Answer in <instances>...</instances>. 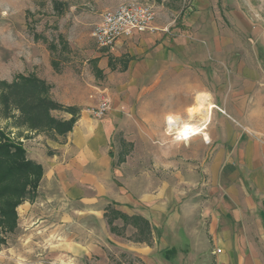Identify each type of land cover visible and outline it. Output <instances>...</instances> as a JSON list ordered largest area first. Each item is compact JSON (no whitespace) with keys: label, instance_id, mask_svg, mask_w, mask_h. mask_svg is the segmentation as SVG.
<instances>
[{"label":"crops","instance_id":"1","mask_svg":"<svg viewBox=\"0 0 264 264\" xmlns=\"http://www.w3.org/2000/svg\"><path fill=\"white\" fill-rule=\"evenodd\" d=\"M193 2L186 29L162 28L122 38L113 53L121 66L115 65V71L149 76V109L156 112L149 119H162L169 112L187 117L198 94L211 95L212 112L207 124L202 123L208 139L203 133L177 149L161 148L162 171H187L189 179L197 171L198 179L190 182L178 175L188 184L179 195L170 193L166 181L142 199L115 192L109 149L115 121L86 114L62 142L46 138L55 155L32 157L44 167L40 189L80 199L92 209L88 217L103 229L108 226L106 209L113 203L117 212L149 223V242H135L131 239L140 237L138 230L115 219L118 234L108 235L113 262L106 240L97 249H87L97 250V264H264V0ZM220 4L233 12L245 6L255 14L235 21L243 33L238 41L253 49L236 67L232 52L215 51L217 44L223 47L231 40L214 19ZM107 67L101 60L103 75ZM202 104L207 107L209 101L200 100ZM173 204L179 205L177 211Z\"/></svg>","mask_w":264,"mask_h":264},{"label":"rangeland","instance_id":"2","mask_svg":"<svg viewBox=\"0 0 264 264\" xmlns=\"http://www.w3.org/2000/svg\"><path fill=\"white\" fill-rule=\"evenodd\" d=\"M185 2L190 3L187 9ZM131 3L154 7V32L162 28L165 31L186 29V19L194 12L193 0H0V80L13 82L21 75L38 76L51 86V96L60 104L79 107L81 114L89 115V119L115 121L109 148L114 158L115 192L123 190L125 195L142 199L149 197V189L154 185L166 181L170 183V193L179 195L188 184L178 175L186 176L191 182L199 178L200 172H192L189 179L187 171H179L180 174L175 168L162 171L161 148L177 149L184 144L171 141L165 132L164 117L149 119L156 115L149 109V76L137 78L133 73L115 71V65L121 67L114 60L116 47L101 49L93 38L105 12ZM220 6L214 12V19L227 31L224 37L231 40L223 47L217 44L215 51L232 52L236 67L242 57L253 55V49L238 41L243 33L235 21L251 19L255 14L245 6L236 12L231 6ZM103 59L109 64L107 75L99 68ZM104 101H109L110 110L97 117L95 112ZM207 107L203 105V112L196 114L197 121L206 122L210 115H207ZM236 110L242 112L241 107ZM54 115L69 117L61 112ZM0 129L13 141L21 143L31 160L46 157L49 149L44 135L11 128L10 122L1 116ZM40 187L35 203L25 202L18 208V227L13 234L5 235L0 264H97V250L89 252L87 249H97L105 240L107 254L113 262L115 251L108 235L118 234L115 226L112 224L115 230H111L107 220L109 227L103 229L88 217L92 209L80 199L68 200L55 189ZM178 206L171 205L173 211H177ZM106 210L107 214L116 211V204H110ZM122 221L125 227L132 225V222ZM137 239L131 240L137 242Z\"/></svg>","mask_w":264,"mask_h":264},{"label":"trees","instance_id":"3","mask_svg":"<svg viewBox=\"0 0 264 264\" xmlns=\"http://www.w3.org/2000/svg\"><path fill=\"white\" fill-rule=\"evenodd\" d=\"M56 6L59 8L60 5ZM56 112L69 118H59L54 115ZM0 116L10 122L11 128L26 129L60 143L74 130L81 118V109L55 101L51 86L38 76L21 75L13 82L0 80ZM48 155L53 156L55 152L49 149ZM43 176V166L31 160L23 145L0 129V250L6 245L5 235L13 234L18 227V208L25 202L35 203L39 198ZM106 217L111 230H115L112 224L117 218L131 221L140 235L136 241L149 242L151 229L148 222L139 217L128 218L113 210Z\"/></svg>","mask_w":264,"mask_h":264},{"label":"built area","instance_id":"4","mask_svg":"<svg viewBox=\"0 0 264 264\" xmlns=\"http://www.w3.org/2000/svg\"><path fill=\"white\" fill-rule=\"evenodd\" d=\"M187 4L185 9L190 5V3ZM155 21L156 13L153 6L141 3L122 5L114 11H107L103 14L93 33V38L101 49L114 50L117 42L122 38L133 39L137 35L154 32L156 30ZM109 110V101H104L95 115L102 117Z\"/></svg>","mask_w":264,"mask_h":264},{"label":"clouds","instance_id":"5","mask_svg":"<svg viewBox=\"0 0 264 264\" xmlns=\"http://www.w3.org/2000/svg\"><path fill=\"white\" fill-rule=\"evenodd\" d=\"M200 100L209 101L208 110H211V95L207 93L198 94L193 106L187 109L188 117H182L175 112H169L164 116L165 132L175 144H187L193 138L205 132V126L195 119V115L203 111ZM205 139L208 136L205 134Z\"/></svg>","mask_w":264,"mask_h":264},{"label":"bare ground","instance_id":"6","mask_svg":"<svg viewBox=\"0 0 264 264\" xmlns=\"http://www.w3.org/2000/svg\"><path fill=\"white\" fill-rule=\"evenodd\" d=\"M201 106V108L203 107V105H200ZM213 108V106H211V109ZM203 109V108H202ZM207 109V115L210 113V111L208 110V107L206 108ZM203 112V111H202ZM196 116V115H195ZM206 120V124H207V121L209 120L208 119V116H207V119H205ZM204 126H205V124H204ZM204 136H205V134H203Z\"/></svg>","mask_w":264,"mask_h":264}]
</instances>
